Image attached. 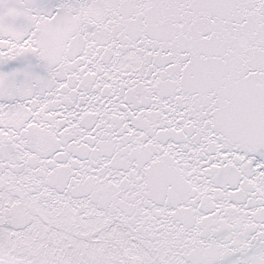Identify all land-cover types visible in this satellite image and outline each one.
Returning a JSON list of instances; mask_svg holds the SVG:
<instances>
[{"label":"snow or ice","instance_id":"1","mask_svg":"<svg viewBox=\"0 0 264 264\" xmlns=\"http://www.w3.org/2000/svg\"><path fill=\"white\" fill-rule=\"evenodd\" d=\"M0 264H264V0H0Z\"/></svg>","mask_w":264,"mask_h":264}]
</instances>
